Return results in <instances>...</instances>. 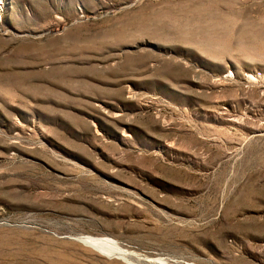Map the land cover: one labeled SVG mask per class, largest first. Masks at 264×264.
I'll return each mask as SVG.
<instances>
[{
    "label": "rangeland",
    "instance_id": "374dc122",
    "mask_svg": "<svg viewBox=\"0 0 264 264\" xmlns=\"http://www.w3.org/2000/svg\"><path fill=\"white\" fill-rule=\"evenodd\" d=\"M0 264H264V0H0Z\"/></svg>",
    "mask_w": 264,
    "mask_h": 264
},
{
    "label": "bare ground",
    "instance_id": "6f19581e",
    "mask_svg": "<svg viewBox=\"0 0 264 264\" xmlns=\"http://www.w3.org/2000/svg\"><path fill=\"white\" fill-rule=\"evenodd\" d=\"M255 44V43H254Z\"/></svg>",
    "mask_w": 264,
    "mask_h": 264
}]
</instances>
